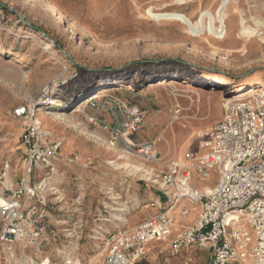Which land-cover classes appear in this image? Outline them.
<instances>
[{"label": "rangeland", "instance_id": "1", "mask_svg": "<svg viewBox=\"0 0 264 264\" xmlns=\"http://www.w3.org/2000/svg\"><path fill=\"white\" fill-rule=\"evenodd\" d=\"M220 3L0 0V198L23 171L25 121L15 109L29 107L62 142L66 158L52 184L57 192H50L49 239L30 252L34 264H66L70 257L78 264L98 263L111 235L147 218L143 212L153 207L149 193H159L167 204L153 183L161 165L116 140L120 102L147 113L135 142L152 141L164 161L177 160L199 149V132L223 118L233 92L264 84V0L234 1L223 38L207 30L196 34L184 20H159L151 13H181L197 27L201 14L216 15ZM244 26L259 32L246 37ZM102 88L101 99L83 106ZM126 163L131 167H121ZM135 165L152 170L153 179ZM215 182V175L197 176L194 185L203 189ZM125 204L129 212L120 210ZM186 205L196 209L181 203L175 214ZM137 215H143L139 222ZM158 244L138 264H206L210 258L208 249L176 252L171 240ZM0 264L31 262L11 260L0 245Z\"/></svg>", "mask_w": 264, "mask_h": 264}, {"label": "built area", "instance_id": "2", "mask_svg": "<svg viewBox=\"0 0 264 264\" xmlns=\"http://www.w3.org/2000/svg\"><path fill=\"white\" fill-rule=\"evenodd\" d=\"M117 108L116 140L144 161L161 165L153 183L167 204L159 205L162 211L156 216L111 235L106 254L95 264H138L150 243L168 240L176 252L193 247L210 250L208 264H264V89L253 96L230 98L223 118L199 132V149L177 160L164 161L154 142L133 139L146 111L125 102ZM15 115L25 121L23 171L17 185L2 193L0 245L11 260L28 262L34 261L31 250L49 239L50 192H57L52 184L66 158L62 142L51 136L29 107L15 109ZM9 167L7 163L6 170ZM211 175L216 182L209 190L194 185L197 176ZM181 203L200 210L194 224L178 231L175 211ZM190 213L187 205L180 212L183 217ZM66 264L78 260L70 257Z\"/></svg>", "mask_w": 264, "mask_h": 264}, {"label": "bare ground", "instance_id": "3", "mask_svg": "<svg viewBox=\"0 0 264 264\" xmlns=\"http://www.w3.org/2000/svg\"><path fill=\"white\" fill-rule=\"evenodd\" d=\"M236 0H221L220 5L218 6L216 15L212 14L210 11H205L201 14L199 18V24L198 26H194L193 22L184 14L181 13H152V16L156 19L163 20V19H171V20H184L186 21L191 30L196 34H201L204 31H209L210 33L214 34L218 38H223L225 35V19L228 16V10L231 6V4ZM261 24H264L262 22ZM259 31H256L254 29H251L249 26H244L241 34L245 35L246 37H253V34H257ZM161 84V83H160ZM264 89V84H258V85H250L245 86L236 92H233L236 99H241L247 96H253L259 91H262ZM106 93L105 88H102L98 92H95L91 94L89 97H87L85 100L86 102L83 103V106L89 105L91 100H98L101 99ZM51 114V113H49ZM122 158V157H121ZM115 163V162H114ZM131 167L130 163H126L121 167ZM134 169L136 172L145 173L147 178L149 180L153 179L154 172L146 166H134ZM131 171V170H130ZM204 190H209L210 187L207 185L203 188ZM0 202H2V199L0 198ZM121 211H130V207L128 204H125L123 208L120 209ZM114 220H119L121 222H126L127 218L124 214H113ZM101 236V235H100ZM74 248L77 249L79 246L78 241L76 240L74 243ZM21 261V260H20ZM26 262V261H25ZM31 264H34V261H30Z\"/></svg>", "mask_w": 264, "mask_h": 264}, {"label": "crops", "instance_id": "4", "mask_svg": "<svg viewBox=\"0 0 264 264\" xmlns=\"http://www.w3.org/2000/svg\"><path fill=\"white\" fill-rule=\"evenodd\" d=\"M63 151V150H62ZM63 153V152H62ZM147 197L149 198V199H151V200H153V203H152V206L153 207H151L150 209H148V210H146V211H144L143 213L145 214L144 216H146L147 218L146 219H148V218H150V217H154V216H156L157 214H159L161 211H162V209H161V207L159 206V205H163L164 204V201H162V198H161V195L159 194V193H157V192H153V193H149L148 195H147ZM137 198H138V200L141 198V194H137ZM182 204H184V203H182ZM194 207V206H193ZM194 208H192L191 207V213H190V215L189 216H187V217H183L182 215H179V213H178V215L179 216H177L176 215V220L178 221V223L179 224H176L177 223V221H176V223H175V225H176V228H178V227H184V226H186L187 224H189V223H192V224H194L195 223V221L197 220V218H198V213H199V210H200V207L199 206H196V209H194ZM177 210V209H176ZM175 213H176V211H175ZM177 214V213H176ZM143 218V215H137V221L136 222H139L141 219L140 218ZM146 219H143V221L144 220H146ZM141 223V222H140ZM192 224H189V226L190 225H192ZM159 242H164V241H155V242H152V243H150V245H149V247H148V250H150L151 251V253H154V251H156L157 250V248L158 247H160V245L158 244ZM181 251H188V249L186 250V249H184V250H181ZM210 251V250H209ZM211 259V251H210V258H209V260ZM209 262V261H208ZM208 262L206 263V264H208Z\"/></svg>", "mask_w": 264, "mask_h": 264}]
</instances>
